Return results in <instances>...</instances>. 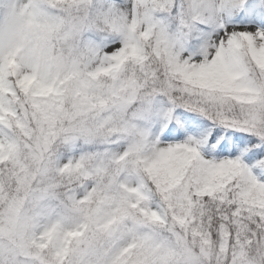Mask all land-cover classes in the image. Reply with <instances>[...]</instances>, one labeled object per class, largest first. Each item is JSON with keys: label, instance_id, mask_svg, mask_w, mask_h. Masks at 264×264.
<instances>
[{"label": "snow or ice", "instance_id": "obj_1", "mask_svg": "<svg viewBox=\"0 0 264 264\" xmlns=\"http://www.w3.org/2000/svg\"><path fill=\"white\" fill-rule=\"evenodd\" d=\"M0 264H264V0H0Z\"/></svg>", "mask_w": 264, "mask_h": 264}]
</instances>
